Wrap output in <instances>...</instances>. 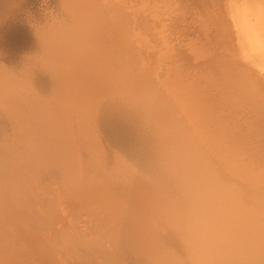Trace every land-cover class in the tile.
I'll return each instance as SVG.
<instances>
[{"label":"bare ground","instance_id":"6f19581e","mask_svg":"<svg viewBox=\"0 0 264 264\" xmlns=\"http://www.w3.org/2000/svg\"><path fill=\"white\" fill-rule=\"evenodd\" d=\"M80 207L131 264H264V0H0V264H93Z\"/></svg>","mask_w":264,"mask_h":264},{"label":"rangeland","instance_id":"374dc122","mask_svg":"<svg viewBox=\"0 0 264 264\" xmlns=\"http://www.w3.org/2000/svg\"><path fill=\"white\" fill-rule=\"evenodd\" d=\"M80 209H82L83 211H82V214H81V210ZM89 209V210H88ZM88 209H83L82 207H80L79 208V210H78V212H80L79 214H81V216L79 217V214H76V220L77 219H79V218H81V219H79V220H77L76 221V224H75V226H74V228L75 229H80L81 231H79V230H77V240L80 242V243H82L83 244V247H85V248H87V246L88 245H90L91 247L87 250H85V248L83 249V251H85V252H87L86 253V258L87 257H89L90 259H88L87 258V260L86 261H89V262H91V263H95V264H97L98 262V264H104V262H103V260H105V262H106V264L108 263V264H110L111 262H112V260H113V257H114V259L115 260H117V262H118V264H120L121 263V261H122V263L121 264H127L129 261V264H131L132 262H131V260L133 261V257L134 258H137L136 256H129V252H128V254H127V251H126V249L125 248H119L118 247V249H120V251L124 254L123 256H121L122 254H120V256H121V259L123 258V257H125V258H123L122 260H120V256H119V252H118V250H116V247H115V241H113V239H112V236L110 235V233H109V231L107 232V229H106V227H107V225L105 226L104 224H106V223H103V221H102V219L101 220H99L100 219V217H98V213L94 210V209H92L91 207H89ZM92 209V210H91ZM94 211L97 213V216H96V213H94ZM77 212V213H78ZM84 212V213H83ZM86 212V213H85ZM90 214V216H88ZM85 215V216H84ZM89 217V218H88ZM98 217V218H97ZM88 218V219H87ZM90 220H91V222H90ZM79 221H80V223H79ZM82 221V222H81ZM84 221V222H83ZM86 221V222H85ZM89 221V223H87ZM95 222V224H99V226H96L95 224H93L94 222ZM88 224V226H87V224ZM91 223V224H90ZM76 225L78 226V227H76ZM86 225V226H85ZM95 225V226H94ZM102 225V226H101ZM80 226H81V228H80ZM93 229V227H95V230H92V229H90V227ZM93 226V227H92ZM104 226V227H103ZM87 229H86V228ZM88 227H89V230H88ZM99 227V228H98ZM103 227V228H102ZM98 229V230H97ZM101 229V230H100ZM83 230V231H82ZM90 232H88V231ZM78 231H79V233H80V235H78L79 233H78ZM86 231V232H85ZM91 231H92V234H91ZM94 232V233H93ZM99 233V234H98ZM86 234H87V236H86ZM88 234H90V235H93L92 236V240H94V242H90V241H92V240H90V235H88ZM107 234V235H106ZM82 235H84V237L86 238V239H84L83 238V236ZM100 235V236H99ZM109 235V236H108ZM104 236V237H103ZM111 236V237H110ZM83 238V240L85 241V244H84V241L81 239V238ZM101 237H102V240H101ZM110 237V238H109ZM99 238V239H98ZM103 238H104V241H103ZM107 241H106V240ZM110 239H112V240H110ZM102 242H101V241ZM99 242L98 244L99 245H97V242ZM88 242V243H87ZM91 243V244H90ZM101 243H102V246H101ZM111 243V244H110ZM111 245H112V247H111ZM99 246H101V248L99 247ZM110 246V247H109ZM113 246H114V248H113ZM89 247V246H88ZM107 249H106V248ZM96 249V250H95ZM100 249V250H99ZM108 249L110 250V252L108 251ZM112 249V250H111ZM122 249H124L125 250V253L122 251ZM93 250H95L96 252H92ZM102 250V251H101ZM103 250H106V251H103ZM93 253V254H91V252ZM84 252V253H85ZM104 253H105V255H104ZM96 254V256L97 255H99L100 254V256L98 257V259L96 258V256H94ZM107 254H108V256H109V254H113V255H111L109 258H108V256H107ZM117 256H116V255ZM127 255V256H126ZM130 255H132V253H130ZM119 259H118V258ZM92 258H95L94 260L92 259ZM100 258V259H99ZM117 258V259H116ZM129 258V259H128ZM101 259H103V260H101ZM115 260H113V262H112V264H116V262H114ZM96 261V262H95ZM101 261V262H100ZM109 261V262H108ZM103 262V263H102Z\"/></svg>","mask_w":264,"mask_h":264}]
</instances>
